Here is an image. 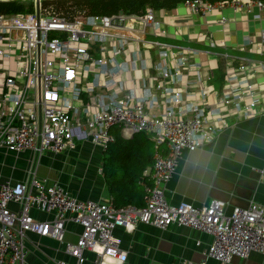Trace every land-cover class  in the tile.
Returning a JSON list of instances; mask_svg holds the SVG:
<instances>
[{
	"label": "built area",
	"instance_id": "1",
	"mask_svg": "<svg viewBox=\"0 0 264 264\" xmlns=\"http://www.w3.org/2000/svg\"><path fill=\"white\" fill-rule=\"evenodd\" d=\"M46 1L35 0L30 11L0 14V148L59 154L91 142L106 151L119 125L125 138L149 135L154 162L143 174L140 207L117 206L112 198L80 200L36 173L27 181L0 179V264L24 263L28 232L64 242L69 220L82 226L77 243H66L69 264H87V250L96 255L91 264H110L106 257L124 263L128 252L115 230L130 231L137 223L210 234L204 258L187 264H208L210 258L228 264L253 251L264 255V203L227 212L223 200L174 205L166 194L185 150L211 143L237 121L264 115V0L181 2L204 24L198 41L207 48L165 41L188 33L169 30L167 9L147 5L142 13H80L71 19ZM226 9L238 16L228 19ZM209 15L216 18L207 21ZM252 21L260 26L246 28L239 42L231 22ZM213 24L220 35L208 31ZM216 70L222 71L219 85ZM11 202L20 209H11ZM31 210L53 218L37 220Z\"/></svg>",
	"mask_w": 264,
	"mask_h": 264
},
{
	"label": "crops",
	"instance_id": "2",
	"mask_svg": "<svg viewBox=\"0 0 264 264\" xmlns=\"http://www.w3.org/2000/svg\"><path fill=\"white\" fill-rule=\"evenodd\" d=\"M163 16L169 23L170 31L175 28L188 30L189 34L184 33L182 40L175 41H187V45L207 48L198 41L205 26L190 10L179 4L167 9ZM207 62L210 64L211 61ZM215 76V82H219L222 71L216 70ZM113 130H119L122 135L119 125ZM104 157L105 151L91 142L79 143L75 148L59 154L46 152L40 155L29 150L12 152L0 148V179L15 183L30 180L36 173L49 183H59L80 200H106L111 197L103 172ZM262 171L264 115L237 121L220 132L211 143L192 151L185 150L176 173L166 186L167 198L174 205L186 200L195 206L219 199L226 202L227 212L234 206L264 203ZM10 208L18 211L20 205L11 202ZM31 215L37 220L53 218L52 214L38 210H31ZM81 232L82 226L69 220L64 242L35 232L26 233L24 244L27 255L23 264H69L73 257L66 252V243H77ZM115 234L121 240V248L128 252L122 264L197 263L204 258L212 241L208 233L177 225L162 229L152 224L137 223L130 231L118 226ZM85 256L87 264H91L96 257L90 250L85 252ZM106 261L120 264L113 258L106 257ZM208 264L220 263L210 258ZM228 264H264V255L253 251L248 258L235 257Z\"/></svg>",
	"mask_w": 264,
	"mask_h": 264
},
{
	"label": "trees",
	"instance_id": "3",
	"mask_svg": "<svg viewBox=\"0 0 264 264\" xmlns=\"http://www.w3.org/2000/svg\"><path fill=\"white\" fill-rule=\"evenodd\" d=\"M185 0H47L54 10L71 19L80 13L110 15L113 13H142L146 6L172 9ZM216 1V0H211ZM33 3L25 0H0V14L30 11ZM115 141L105 151L103 172L110 197L117 206L144 205V171L154 162V142L145 132L132 138L114 131Z\"/></svg>",
	"mask_w": 264,
	"mask_h": 264
},
{
	"label": "rangeland",
	"instance_id": "4",
	"mask_svg": "<svg viewBox=\"0 0 264 264\" xmlns=\"http://www.w3.org/2000/svg\"><path fill=\"white\" fill-rule=\"evenodd\" d=\"M34 1L35 0H25V2H27V3H30V2L33 3ZM223 14L228 19H233L235 16H238V14H235L231 9L224 10L223 11ZM215 18H216L215 15H209L207 19H208V21H212ZM249 26H250V28H249ZM259 26H260L259 23H256V22H253V21L250 23V25L249 24H239V25H236L234 22H231V24H230V27H231L232 30L235 31V30L238 29L237 36H238L239 42L242 41V37L245 34L244 28L245 29L248 28V29L254 30V29H256ZM207 29H208L209 32H214L217 35H220L219 34L220 26L217 25V24H213V25H211ZM166 40L169 41V42H176V43H181V44H187V41H175V40H171V39H165V41ZM231 44H232V42H228V45H231ZM210 51L211 52H217V53H219V52H223V51H226V50L224 48H211ZM228 51L231 52V53L234 52V51H232L230 49ZM216 83H217V85L220 84L219 82H216Z\"/></svg>",
	"mask_w": 264,
	"mask_h": 264
},
{
	"label": "water",
	"instance_id": "5",
	"mask_svg": "<svg viewBox=\"0 0 264 264\" xmlns=\"http://www.w3.org/2000/svg\"><path fill=\"white\" fill-rule=\"evenodd\" d=\"M37 1V4H39L40 3V0H36Z\"/></svg>",
	"mask_w": 264,
	"mask_h": 264
}]
</instances>
